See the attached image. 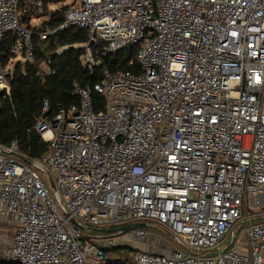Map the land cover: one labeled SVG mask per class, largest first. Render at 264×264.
Instances as JSON below:
<instances>
[{"label":"built area","instance_id":"1","mask_svg":"<svg viewBox=\"0 0 264 264\" xmlns=\"http://www.w3.org/2000/svg\"><path fill=\"white\" fill-rule=\"evenodd\" d=\"M23 2L45 19L31 21L41 39L87 31L73 47L85 49L92 74L129 45L139 47L141 72L106 71L94 89L76 81L79 103L52 120L45 100L36 129L46 153L0 145V222L13 228L2 258L88 264L113 247L150 242L154 249L132 252L134 264H264V219L247 211L255 197L264 203V0H70L55 29L44 24L42 1L0 0V41L17 36L7 63L0 53V110L16 64L35 59ZM40 69L52 73L49 62ZM136 222L148 226L89 232ZM150 223L188 252L168 251ZM230 233L227 248L205 256Z\"/></svg>","mask_w":264,"mask_h":264},{"label":"trees","instance_id":"2","mask_svg":"<svg viewBox=\"0 0 264 264\" xmlns=\"http://www.w3.org/2000/svg\"><path fill=\"white\" fill-rule=\"evenodd\" d=\"M44 4L43 15L49 16L45 25L51 29L57 28L64 21V14L68 5H63L59 10L49 11V6L66 0H37ZM21 24L32 31V43L35 59L31 63H17L10 77V93L2 96V109L0 110V145L10 147L17 143L20 151L29 157H37L46 153L49 146L43 141L36 129L40 117L44 113V101L49 102V112L45 118L52 120L59 113L60 108L68 109L79 103L74 94V83L77 81L82 86H91L102 82L106 71L123 70L126 72L140 73V65L136 55L138 45L124 47L114 53L103 57L92 74L84 67L81 57L85 49L75 48L74 44L88 41V33L78 27L57 31L41 39V28L31 25L34 18H42L33 6L22 3L19 7ZM17 36L8 34L0 41V53L4 63L12 57L11 46ZM67 46L62 53L56 52L60 47ZM49 62L51 74L41 73L42 62ZM133 61V64L131 62ZM94 99L98 109L104 103L103 96L94 90ZM121 248V247H120ZM118 250L119 247L111 248ZM108 250H106L107 257ZM0 264H16L14 261L0 257ZM106 264H126V259L114 257Z\"/></svg>","mask_w":264,"mask_h":264},{"label":"rangeland","instance_id":"3","mask_svg":"<svg viewBox=\"0 0 264 264\" xmlns=\"http://www.w3.org/2000/svg\"><path fill=\"white\" fill-rule=\"evenodd\" d=\"M62 5H65V4H62ZM43 20L45 19L41 18L38 21L41 22ZM48 183L50 187L52 188L51 183L50 182ZM257 200L258 198L255 197V206L250 201L247 204V207H248L247 211L250 213V215L252 214L253 217H251V219H253L254 222L264 219V203L259 204L257 206L256 204ZM150 226H151L150 231L152 232V234L159 237L162 244L166 246L168 251L178 249V250H182L183 252H188L189 248L187 247V245L183 242H179L178 239L174 238L166 229L160 228L156 223H150ZM245 226H246V222H243L242 224L239 223L236 226L235 230H236L237 236L240 235L242 228ZM112 228L113 226H109L107 228L102 227L99 229H112ZM12 229L13 228L9 227L8 224H4V225L0 224V257H2L5 243L8 244L13 236ZM89 232L91 234L99 233L93 230H89ZM231 240H232V233L228 234L224 238V240L221 241L220 244L214 248V250H210L206 252L205 256L213 257L217 255L218 250L227 248L230 245ZM118 247H119L118 250L108 249L107 257L105 259L100 258V257H94L95 261H92L89 257L88 264H106L108 261L112 260L114 257H118L124 260L126 259V264H134L135 261L132 255V252L134 251L133 244H126L122 247L121 246H118Z\"/></svg>","mask_w":264,"mask_h":264},{"label":"water","instance_id":"4","mask_svg":"<svg viewBox=\"0 0 264 264\" xmlns=\"http://www.w3.org/2000/svg\"><path fill=\"white\" fill-rule=\"evenodd\" d=\"M128 47H131L130 45ZM18 157L20 158H23L21 155H17ZM78 225H80L81 227H85L84 224H81V223H77ZM148 226V223L146 222H136V223H131V224H127V225H124V226H121L119 228H114V229H99V228H90L91 230L93 231H96V232H107V233H111V232H115V231H122V232H128L132 229H135V228H138V227H146Z\"/></svg>","mask_w":264,"mask_h":264},{"label":"crops","instance_id":"5","mask_svg":"<svg viewBox=\"0 0 264 264\" xmlns=\"http://www.w3.org/2000/svg\"><path fill=\"white\" fill-rule=\"evenodd\" d=\"M67 2H68V0H66V2H60V6H63L62 4H65V5H67ZM58 4V3H57ZM0 224H8V226L9 227H12V224H10V223H7V221H3V222H0ZM153 236H155V235H153ZM151 240V239H150ZM131 244H133V246H135L134 248H133V250H149V249H154L156 246H154V245H152V243H150V242H147V243H136V242H133V243H131ZM6 243H5V245H4V249H5V247H6ZM136 248V249H135ZM4 251V250H3Z\"/></svg>","mask_w":264,"mask_h":264}]
</instances>
